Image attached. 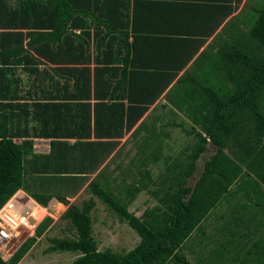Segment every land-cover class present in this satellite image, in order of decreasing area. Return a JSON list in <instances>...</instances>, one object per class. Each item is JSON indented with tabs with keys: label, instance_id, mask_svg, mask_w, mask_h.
Here are the masks:
<instances>
[{
	"label": "trees",
	"instance_id": "1",
	"mask_svg": "<svg viewBox=\"0 0 264 264\" xmlns=\"http://www.w3.org/2000/svg\"><path fill=\"white\" fill-rule=\"evenodd\" d=\"M163 1L0 0V211L19 190L45 208L55 200L56 206H68L61 218L72 224L76 238H53L47 250L78 253L72 264H193L183 255L185 243L219 204L229 196L238 200L240 193L264 200V6L254 10L250 28L245 23L232 39L214 41L216 54L207 48L177 79L206 41L168 38L171 33L156 26L139 29L140 9L167 13L170 6H161L167 5ZM233 10L224 9L222 21ZM175 81L167 100L192 127L165 126L180 127L193 137V148L177 157L167 155L168 174L154 179L148 164L163 158V135L153 122L160 117L146 118L133 133H144L137 155L145 170H136L135 182H123L116 194L105 176L109 165L91 180L116 143L108 144L107 152L106 143L71 145L67 140L88 138L92 132L96 139L124 137ZM87 128L88 134L81 133ZM16 138L26 141L18 144ZM33 138L51 139L50 153L34 154ZM210 144L217 151L192 185ZM87 183L92 197L81 206L70 204L68 198ZM151 184L157 205L138 217L129 207ZM95 198L138 235L133 250H99L93 235ZM255 220L264 227V215ZM234 223L237 232L229 233L239 245L235 258L216 259L215 264H264V231L248 247L236 237L254 227L251 218L238 216ZM53 224L46 217L9 260L0 252V264H19Z\"/></svg>",
	"mask_w": 264,
	"mask_h": 264
},
{
	"label": "rangeland",
	"instance_id": "2",
	"mask_svg": "<svg viewBox=\"0 0 264 264\" xmlns=\"http://www.w3.org/2000/svg\"><path fill=\"white\" fill-rule=\"evenodd\" d=\"M263 6L264 0H258L257 7L247 9V13H245V22L247 28H250L251 22H254L256 20L257 14L254 13V10ZM177 117L178 119H175V121L182 123L187 129L191 127L190 122L187 121L188 119H184L182 116ZM148 121L151 122L149 118ZM153 122L156 123L158 130H161V133L163 135L162 148L164 154L161 161L157 163H149L148 170L152 172L154 179H160L163 175H165V173H167L166 171L168 166L166 167V156L171 155L172 157H177L179 153L184 150L190 151L194 146L195 139L193 137H188L185 133L182 132L181 128L173 130L170 126H165L166 123L169 122L166 116H160L158 120ZM167 134H170V136L167 137ZM135 137L136 135L133 136V139L129 141V143H133V148L131 153L129 154V159H131V157L135 155L136 145L142 139L141 137L136 140ZM139 149L140 147L138 145L137 151ZM150 151L151 149L147 150V154L150 153ZM209 157L210 153L206 156L203 155L202 158L199 160L197 171L194 177L190 179V183L192 185H194L195 182L199 179L200 175L203 172L206 159H208ZM129 159L127 158L128 162L123 161L121 163H119V160H121V158L115 159V164H111L113 165L112 167L109 165L108 174L106 173L105 175L110 178V181L113 182V188H116L114 189V192L116 194H118V191H120L121 189V186L119 188L118 186L121 185L123 182H126L127 184H132L135 182L136 176L138 175L136 170L138 172L145 170L142 165H139V163L136 170L135 164L133 166L128 165V167H125V165L129 163ZM170 164H172V161ZM114 169H116V173H114ZM91 179L93 178L91 177ZM88 184L89 183H87L86 186H84V188L80 192H78V194L72 195L68 198L70 204L81 206L84 201H87L92 197V194L85 190ZM150 187L151 188H149L147 191H143L138 194L134 202L129 207L130 212H132L138 217H141L147 208L154 207L155 205H157V200L151 194V192L156 189V186L151 184ZM233 188L235 189V186H233ZM237 198L239 202L237 199L232 198V203L223 201L221 205L214 210L217 214L216 221H214V223L220 225V230L219 228L216 229L215 225L209 227L206 232L208 237L217 236L220 232H222L223 235L226 236L228 234V229L236 230V228H233L236 223L233 222L231 224L230 222L232 221V217L237 214L238 216L245 218L246 220L248 219V216L246 215L247 209L242 208L240 203V201L244 199V196L239 195ZM95 199L97 201V207L92 213L93 235L96 241L98 242L99 250H112L114 253L118 254H125L133 250L140 241L138 235L129 227L126 222H122L119 219L115 211L110 210L107 205L104 204L101 200L97 198ZM25 204H27L26 207L16 203V207L18 210L21 209V211L19 212L23 213L25 216L29 215L30 213L33 214L34 211L37 212L35 213V219L37 221L32 218V224L36 223L38 225L46 217L53 218L54 224L51 226L50 230L41 239H39L37 244L31 249V251L19 264H72L73 261L77 258L78 253H54L49 252L47 250L51 246V239L53 238H76V231L72 227V224L69 223L67 220H63L61 218L64 214V211H62L64 210V206L61 204L60 208L59 205L58 207H51L52 205H50L48 207V213L45 215L43 214V209L37 204L33 202H31L30 204L26 202ZM67 208L68 206H65V211L67 210ZM210 217L208 218V220L210 219ZM211 221H213V218ZM253 226L254 227L251 226L250 228H248V230H241L239 233H244L246 231L251 233L246 234L247 236L244 235L245 237L243 236V239L239 237L238 233L236 240L240 241L241 239L242 242H246L248 247H250L255 241L260 238V235L264 231V227H261L256 224H254ZM224 227L226 230L224 229ZM35 229L32 233H29L30 235L28 234V231L23 233V235L25 236L24 239H20L16 245H11V249L8 248V250L5 251V261L9 260V257L13 256V254L28 238L34 236ZM206 244L207 246L209 245L210 249H214L216 246L213 241L209 242L206 236L201 234L198 229L185 243L183 255L193 264H197L201 256V251H204Z\"/></svg>",
	"mask_w": 264,
	"mask_h": 264
},
{
	"label": "crops",
	"instance_id": "3",
	"mask_svg": "<svg viewBox=\"0 0 264 264\" xmlns=\"http://www.w3.org/2000/svg\"><path fill=\"white\" fill-rule=\"evenodd\" d=\"M139 1L143 3V5H145V3H157L158 1H162V0H139ZM163 2L164 3L167 2V5H161V4H158V5L170 6L171 11H169L170 9H167V13H157L156 14L152 11V9L150 11V9H147L146 7H144L145 8L144 10L140 9V11L138 12V19H137V26L139 27V29L148 30L149 28L150 29L158 28V30H160L161 32L163 30H166L168 33H171V34H168L169 35L167 36L168 38L196 39V40L206 41V43L200 49L199 53L195 56L192 62L182 72L179 73L177 77L178 79L185 73L186 70L192 67L193 62L195 61L196 58H198L200 54H202L207 48L211 47L214 41H216L217 39H232V36L235 32H238L240 29H245V26H244L246 23L245 13H247L248 8L257 7L258 0H241V1L240 0H164ZM173 7L178 8L177 11L174 13H172ZM230 7L234 8L232 14L227 16V18H225V20L222 21V16L226 15L223 10L230 8ZM166 18H167V21L165 22ZM169 18L177 19L178 21L170 23ZM162 37H165V36H162ZM211 48H212V53L216 54L218 47L217 48L211 47ZM49 66L53 67L51 65ZM93 67L94 65L92 64L91 68ZM175 84H176V81L173 82L171 86L169 87V89L161 96V98L154 105L151 106L150 110L144 116L141 122H139V124L131 132L127 133L124 137L114 138V139H106V138L96 139L94 132H92L91 136L88 138L87 137L81 138V139L70 138L67 140L71 145L77 143L78 141L81 143H93V142L106 143L107 146L103 147V151H107V152L111 149L110 145L108 144L116 143L115 149L113 150L112 154L107 158L105 162L101 164L99 169L94 174H92V178H94L107 165H110L112 167L113 165L111 164H115V159L121 158V160H119V163L123 161L128 162L127 158L129 159V154L131 153L132 148H133V143H129V141L133 139V133L136 131V129L142 123L144 119L149 118L151 120V117H152V120H154V117H157L158 119V117L160 116H164V117L166 116V118L169 120V123L182 124V123H179L178 121H175V119H178L177 116H182L184 119L186 117L179 110H177L170 103V101L167 100V96H166L168 91H170V89ZM90 102L92 105H94L95 104L94 98H92ZM75 103H79V102H75ZM73 113L75 112L73 111ZM29 126L31 127L32 124ZM182 126L185 129H187L183 124ZM190 126L192 127L191 122H190ZM170 127L173 130L180 128V127H174V126H170ZM81 133H84V135H86L89 133V129L87 128L86 131L81 130ZM143 135L144 133L142 135L136 136L135 139L137 140L141 138ZM169 136L170 134L169 135L167 134V137ZM142 140H143V137L141 141L136 145L135 155H133V157L129 159V163H127L125 167H128V165L133 166L135 164V170H136L138 163L140 165L141 160L138 159L137 147L138 145L139 147L140 145H142ZM14 141L18 144H23L24 141H26V138H16ZM38 141H41L42 145L50 147L49 152H48L50 153L52 140L42 139V138H33L32 139L33 146L35 142H38ZM214 148L215 146L210 144L207 148L209 149V151H207L206 154H203L206 156L207 154L210 153V157L206 159V161L209 160L216 153ZM123 151H124V154H123ZM33 153L36 155L48 154V153H38L34 149H33ZM116 153H118V156L114 157ZM31 158H32V155L28 156L27 158V160H29L28 165L31 162L30 161ZM248 180H249L248 185L252 186L253 188V186L256 185L255 180L251 178ZM232 189L234 188L232 187ZM239 195L244 196L242 193H240ZM261 196L264 199V190L261 193ZM259 199L260 198L253 195L251 196L250 200L244 197V199L240 201L241 206L244 204L246 205L245 207L243 206L242 207L247 209L246 215L248 216V219L249 217L251 218V222L253 223L252 225L256 224L255 219L260 218L261 216L264 215V200L261 202V201H258ZM224 201L228 203L230 202L232 203L231 196H229V198ZM10 202L15 204V206H16V203H18L25 207L27 206V204H25L26 202H28L29 204L33 202L37 204L38 206H40L41 208H45L41 206L40 204H38L36 201H34L24 190H19V192L10 200ZM57 203H56V200L51 202V204L55 206L57 205ZM62 205L64 206V210L62 211H64L65 213V205L64 204ZM220 205L221 204H219V206ZM18 211H21V209ZM210 216H209L210 217L209 220L207 219L205 222L201 224L199 231L201 232V234L206 236L209 242L213 241L216 246L214 249H210L209 245L207 246L206 244L204 248L205 252L201 251L200 259H208L207 264L208 262H211V264H215L216 259H234L236 251H237V248H236L237 244H234L232 242V241L234 242L236 241L233 239L232 235L229 233L230 232L229 229L227 230L228 234L226 236H224L222 232H220L217 236H210V237L207 236L206 234L207 229L213 225L216 226V229L219 228L220 230V225L214 223V221H216V216H217L215 211H213L210 214ZM236 217H238V214L232 217V221L230 222L231 224L234 222V219ZM212 218H213V221H211ZM223 240L227 243V245L225 246L227 248H224V246L221 244L220 241H223ZM237 247H239V245ZM241 258L242 256H240L239 259Z\"/></svg>",
	"mask_w": 264,
	"mask_h": 264
},
{
	"label": "built area",
	"instance_id": "4",
	"mask_svg": "<svg viewBox=\"0 0 264 264\" xmlns=\"http://www.w3.org/2000/svg\"><path fill=\"white\" fill-rule=\"evenodd\" d=\"M49 149L50 147L42 145L41 141L34 144V150L38 153H48ZM35 213L37 212L25 216L16 209L15 204L8 202L5 205L0 211V252L6 253L11 245H16L20 239H24L23 233L26 231L28 234L34 231L37 224H32L31 221L32 218L36 220Z\"/></svg>",
	"mask_w": 264,
	"mask_h": 264
},
{
	"label": "bare ground",
	"instance_id": "5",
	"mask_svg": "<svg viewBox=\"0 0 264 264\" xmlns=\"http://www.w3.org/2000/svg\"><path fill=\"white\" fill-rule=\"evenodd\" d=\"M59 205H61V204H59ZM43 209V214H47L48 213V209H44V208H42Z\"/></svg>",
	"mask_w": 264,
	"mask_h": 264
},
{
	"label": "water",
	"instance_id": "6",
	"mask_svg": "<svg viewBox=\"0 0 264 264\" xmlns=\"http://www.w3.org/2000/svg\"><path fill=\"white\" fill-rule=\"evenodd\" d=\"M215 152L217 151V147L215 146ZM207 151H209V149H206V151L203 153V154H206L207 153Z\"/></svg>",
	"mask_w": 264,
	"mask_h": 264
},
{
	"label": "clouds",
	"instance_id": "7",
	"mask_svg": "<svg viewBox=\"0 0 264 264\" xmlns=\"http://www.w3.org/2000/svg\"><path fill=\"white\" fill-rule=\"evenodd\" d=\"M9 202H10V201H9ZM39 224H40V223H39ZM39 224H38V225H39ZM38 225H37V226H38ZM36 228H37V227H36ZM35 230H36V229H35ZM38 241H39V240H38Z\"/></svg>",
	"mask_w": 264,
	"mask_h": 264
}]
</instances>
